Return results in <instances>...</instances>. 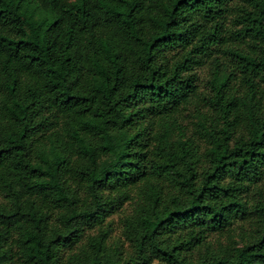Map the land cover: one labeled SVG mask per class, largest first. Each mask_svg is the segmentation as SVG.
Returning a JSON list of instances; mask_svg holds the SVG:
<instances>
[{
  "label": "trees",
  "instance_id": "obj_1",
  "mask_svg": "<svg viewBox=\"0 0 264 264\" xmlns=\"http://www.w3.org/2000/svg\"><path fill=\"white\" fill-rule=\"evenodd\" d=\"M125 203L112 264H264V0H0V264H110Z\"/></svg>",
  "mask_w": 264,
  "mask_h": 264
},
{
  "label": "rangeland",
  "instance_id": "obj_2",
  "mask_svg": "<svg viewBox=\"0 0 264 264\" xmlns=\"http://www.w3.org/2000/svg\"><path fill=\"white\" fill-rule=\"evenodd\" d=\"M210 72L209 67L199 70L198 84L201 91L209 89L208 81L210 78ZM184 124L186 125V132L188 134L194 133V128L190 120H186ZM131 213L132 205L125 203L121 209L107 218V221L103 226L91 230L87 229L82 244H85L90 236H98L101 229L104 231L108 230L107 245L110 264L120 259L123 260L127 258L129 254L133 252V248L124 234V220L126 216Z\"/></svg>",
  "mask_w": 264,
  "mask_h": 264
}]
</instances>
